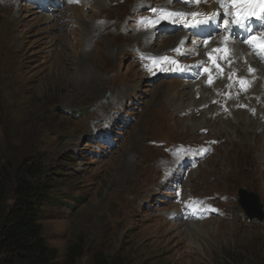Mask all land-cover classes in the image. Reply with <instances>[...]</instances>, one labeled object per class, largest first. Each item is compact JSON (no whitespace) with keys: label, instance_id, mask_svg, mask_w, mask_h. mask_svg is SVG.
I'll return each instance as SVG.
<instances>
[{"label":"rangeland","instance_id":"obj_1","mask_svg":"<svg viewBox=\"0 0 264 264\" xmlns=\"http://www.w3.org/2000/svg\"><path fill=\"white\" fill-rule=\"evenodd\" d=\"M96 1L0 0V165L44 168L39 223L57 262L74 247L76 264L97 252L124 264H264L262 108L250 128L244 106L207 93L169 104L161 89L183 79V60L158 53L160 31L189 28L160 10L188 14L190 0ZM240 190L258 197L261 219ZM189 221L198 229L180 231Z\"/></svg>","mask_w":264,"mask_h":264},{"label":"bare ground","instance_id":"obj_2","mask_svg":"<svg viewBox=\"0 0 264 264\" xmlns=\"http://www.w3.org/2000/svg\"><path fill=\"white\" fill-rule=\"evenodd\" d=\"M75 1L82 3L83 0ZM101 1L97 0L95 3L101 6ZM167 2L170 3L171 0H168ZM190 3L191 10L188 12L189 15L185 17V24L188 25L189 31H185V33L176 32L174 35H170V30H166L168 28L163 29L166 31H160V33L164 35V39L159 41L158 45L160 47L158 53L165 50L168 51L169 49L173 50L179 47L180 51L182 52L181 58L183 60L182 65L181 63L177 64L179 67L178 69L182 71L180 76H183V79L180 81H171L168 84L166 83L167 85L163 86L161 90L166 88L163 91L165 93V98H167L169 104L174 105L176 108H178V110L180 107L184 106V100H189L191 102L193 101V103H196V100L200 98L202 94L206 93L211 100L215 99L220 102V98H223L226 103L225 105L229 110L233 109L235 104L237 106H239V104L243 105L245 107L243 114H246L244 115L245 122L248 123L249 127L251 128V121L254 120V118L253 116L251 117V114H248L249 111H253L254 107H260L262 108L260 109L262 112L261 114L264 116V53H260L258 55L253 54L250 47L244 43H241V41L248 39L251 35H256V44L259 45L264 43V40H262L260 35L261 30L264 29V20H257L258 25L248 26L249 29H253L251 35H248V37H243L238 29L231 25H229L228 31L225 30L224 21H230L231 16L223 15V10L220 9L217 0H202L200 3H197L196 0H190ZM218 11L224 16L222 20L223 24L216 26V21L218 19L216 18L213 22L208 24H199L195 27L191 26L195 23V19L203 20L205 19L206 15ZM229 11H231V9H229ZM193 12L200 13L199 17L193 18L190 15ZM156 32H148L147 40L149 42ZM229 33L232 34V39L226 43L224 37ZM201 38H203V40H201ZM181 41H183L182 44ZM205 41H207V43H205ZM187 44H189V46H187ZM176 53L178 52H175V54ZM209 54H211V58ZM83 57H87V55ZM249 69H252V71H249ZM200 70H203L202 75H200ZM187 76H189V79L186 78ZM196 78L203 79V85L200 84V88L192 96V88L198 83ZM207 79L211 80V82L214 81L211 86H208L209 83L206 85ZM241 79L245 81V83L241 86L244 87L242 89L245 90L237 89L239 85L237 86L236 83H241ZM183 84L187 85V88L183 87ZM249 85H251V88H249ZM209 89L213 90V94L209 93ZM203 119L206 118L203 117ZM189 120L191 125H197L198 123L193 119ZM179 124L180 122L175 123L174 126ZM257 125H260L262 128H264V123L262 122ZM260 126H254L251 130H254L255 128V130L258 131L257 134H259L261 132L259 131ZM227 130V137H231L232 139L236 137L238 140H240L233 128H227ZM258 142L259 144L257 146L264 144V134L260 135ZM262 149L263 152H256L261 153L263 156L261 161L255 162L257 168L264 166V148ZM186 221H188V219ZM179 229L184 233L185 231L189 233L191 229H198V225L189 221L188 227H179Z\"/></svg>","mask_w":264,"mask_h":264},{"label":"trees","instance_id":"obj_3","mask_svg":"<svg viewBox=\"0 0 264 264\" xmlns=\"http://www.w3.org/2000/svg\"><path fill=\"white\" fill-rule=\"evenodd\" d=\"M43 173L40 162L30 158L15 169L0 165V264H76L80 256L79 248L72 247L58 263L56 249L42 236L39 214L50 187ZM92 264L124 263L97 252Z\"/></svg>","mask_w":264,"mask_h":264},{"label":"snow or ice","instance_id":"obj_4","mask_svg":"<svg viewBox=\"0 0 264 264\" xmlns=\"http://www.w3.org/2000/svg\"><path fill=\"white\" fill-rule=\"evenodd\" d=\"M69 2H75V0H69ZM197 3L202 2V0H196ZM219 3L220 9L223 10V15H230L231 20H225V30L228 31L229 25L233 27H240L243 26L246 31H251L248 27V21L252 19L256 20H264V0H217ZM233 9V11H229V9ZM259 9V10H257ZM152 11L155 13L157 10L152 9ZM161 11V16L167 15V16H179L182 18L187 17L189 14L185 13H167L164 10ZM193 18L199 17L200 13L193 12L190 14ZM221 16V12H213L211 14L206 15L205 19H195V23L192 24L191 26L195 27L199 24H208L213 22L216 18ZM102 23V22H100ZM148 24H151L152 21H147ZM261 38L264 40V29L261 30ZM232 39V34L229 33L224 37L225 42L227 43ZM257 36L256 35H251L248 39L241 41V43H244L248 45L253 52V54H260L264 53V43H261L259 45L256 44ZM183 41H181V44ZM207 43V41H205ZM173 51L179 52L180 49L177 47L176 49H173ZM210 58H211V54ZM161 61H168L170 60L169 57H161ZM159 61L156 59L152 60L153 65H157ZM172 63H175V61H172ZM151 70V69H149ZM249 71H252V69H249ZM241 84L243 85L245 83L244 80L240 81ZM245 90V89H242ZM243 107V105H241ZM196 202H193V207L195 208Z\"/></svg>","mask_w":264,"mask_h":264},{"label":"water","instance_id":"obj_5","mask_svg":"<svg viewBox=\"0 0 264 264\" xmlns=\"http://www.w3.org/2000/svg\"><path fill=\"white\" fill-rule=\"evenodd\" d=\"M256 195H247L244 191H239V204L244 209L249 218H262L260 204Z\"/></svg>","mask_w":264,"mask_h":264}]
</instances>
